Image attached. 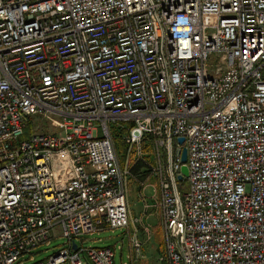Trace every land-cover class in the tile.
<instances>
[{
	"label": "built area",
	"instance_id": "built-area-1",
	"mask_svg": "<svg viewBox=\"0 0 264 264\" xmlns=\"http://www.w3.org/2000/svg\"><path fill=\"white\" fill-rule=\"evenodd\" d=\"M147 210L165 264H264V0H0V264H114L76 238Z\"/></svg>",
	"mask_w": 264,
	"mask_h": 264
},
{
	"label": "rangeland",
	"instance_id": "rangeland-1",
	"mask_svg": "<svg viewBox=\"0 0 264 264\" xmlns=\"http://www.w3.org/2000/svg\"><path fill=\"white\" fill-rule=\"evenodd\" d=\"M123 124L120 120H110L109 128L113 136V141L122 164L125 162L126 155V129L123 128ZM37 127L40 131H59L65 132V129L61 123V118L55 114H49L46 117L43 115H31L28 123V127ZM144 175V174H143ZM143 178V177H141ZM146 193H151V188H146ZM127 200L129 205L130 215H137L140 213L142 208V200L140 198V187L139 183L133 178L129 177L127 181ZM150 222L154 225L156 223L155 218L149 217ZM161 227L158 224L154 225L152 237L148 241L147 246H143L141 254L137 258L131 256V250L134 248L130 247L128 231H133V225L130 226V230L126 227L119 228H105L98 231L83 234V244L85 246H105L111 245L114 247V264H165L160 260L159 256L161 253ZM140 236V235H139ZM78 243H81V238H76ZM65 242L64 236H56L51 238L48 245H39L33 252L35 258H43L48 256L50 253L55 251L61 244ZM121 246V248H120ZM85 264H94L87 257L82 256ZM27 261L24 263L26 264ZM67 264V263H64Z\"/></svg>",
	"mask_w": 264,
	"mask_h": 264
},
{
	"label": "crops",
	"instance_id": "crops-1",
	"mask_svg": "<svg viewBox=\"0 0 264 264\" xmlns=\"http://www.w3.org/2000/svg\"><path fill=\"white\" fill-rule=\"evenodd\" d=\"M128 207H129V205H128ZM142 214V208H141V210H140V213L139 214H137V215H130V213H129V215H130V217H137V216H140ZM150 216H152L153 218H155V221H156V223L155 224H158L159 225V222L157 221V217L153 214V213H151V210H147V213H144L143 214V217H142V220H141V222H140V224H138V227H139V230H138V238L140 239V241H141V246L138 248V249H133V250H131V256L133 257V258H137V256L138 255H140L141 253V251L143 250V246H147L148 245V241L150 240V238L152 237L151 235H152V233H153V228H154V225L150 222V220H149V217ZM145 221H147V222H149V224H150V226H149V230H148V232H146V231H144L143 229H142V224L145 222ZM159 227H160V225H159ZM105 229V228H104ZM161 229V228H160ZM100 230H102V229H100ZM140 235V236H139ZM161 237H162V231H161ZM81 243H83V239H82V237H81ZM111 246V245H110ZM162 249H163V240L161 241V251H162Z\"/></svg>",
	"mask_w": 264,
	"mask_h": 264
},
{
	"label": "water",
	"instance_id": "water-1",
	"mask_svg": "<svg viewBox=\"0 0 264 264\" xmlns=\"http://www.w3.org/2000/svg\"><path fill=\"white\" fill-rule=\"evenodd\" d=\"M183 139H184V136H182V135H180V136L177 137V140L180 141V142H182ZM180 156H181V160L182 161H185L186 160V148L184 146L182 147V149L180 151ZM181 171H182V173L187 174L188 168H187V166H186L185 163H183L181 165ZM178 177H181V174H179ZM72 245L75 248L76 247V242L74 241Z\"/></svg>",
	"mask_w": 264,
	"mask_h": 264
},
{
	"label": "bare ground",
	"instance_id": "bare-ground-1",
	"mask_svg": "<svg viewBox=\"0 0 264 264\" xmlns=\"http://www.w3.org/2000/svg\"><path fill=\"white\" fill-rule=\"evenodd\" d=\"M108 125H109V123H108ZM109 131H110V128H109ZM110 134H111V132H110ZM111 136H112V134H111ZM112 139H113V136H112ZM114 142V141H113ZM115 145V144H114ZM116 148V147H115ZM117 151V150H116ZM118 154V153H117ZM119 157V156H118ZM184 162V161H183ZM182 172V171H181ZM181 174V176H182V174H184V173H180ZM179 175V174H178ZM141 177H144V175L143 174H141L140 176H139V178L140 179H142ZM178 178H180V177H178ZM128 179H129V177H128ZM128 179H127V181H128Z\"/></svg>",
	"mask_w": 264,
	"mask_h": 264
},
{
	"label": "trees",
	"instance_id": "trees-1",
	"mask_svg": "<svg viewBox=\"0 0 264 264\" xmlns=\"http://www.w3.org/2000/svg\"><path fill=\"white\" fill-rule=\"evenodd\" d=\"M138 166H139V164H138V165H135V166L132 168V170H133V171H136V170L138 169Z\"/></svg>",
	"mask_w": 264,
	"mask_h": 264
}]
</instances>
